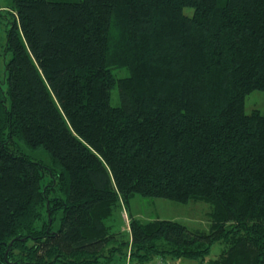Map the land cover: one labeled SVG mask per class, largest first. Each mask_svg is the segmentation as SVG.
I'll use <instances>...</instances> for the list:
<instances>
[{"label": "trees", "instance_id": "1", "mask_svg": "<svg viewBox=\"0 0 264 264\" xmlns=\"http://www.w3.org/2000/svg\"><path fill=\"white\" fill-rule=\"evenodd\" d=\"M0 19V264H264V114L245 112L264 0H11ZM138 194L205 201L209 229L130 215L115 242Z\"/></svg>", "mask_w": 264, "mask_h": 264}, {"label": "rangeland", "instance_id": "2", "mask_svg": "<svg viewBox=\"0 0 264 264\" xmlns=\"http://www.w3.org/2000/svg\"><path fill=\"white\" fill-rule=\"evenodd\" d=\"M11 5V0H0V7L9 8ZM192 8L186 7L184 9L185 13L190 14ZM12 19V15H9ZM6 19H0V52H3L2 44L6 39V31L8 27ZM4 54H0V80L5 79V61ZM10 54L6 56L9 59ZM116 71V70H115ZM125 71H117L118 75H125ZM3 86L7 88V83L4 82ZM9 103V102H8ZM111 103L114 106L120 104L119 91L117 87H114L111 91ZM254 110H259L264 114V91L254 90L246 96L245 100V112L250 114ZM22 150L27 153L32 159L50 164L51 157L49 153L44 148H30L25 143H21ZM212 207L209 203L205 201L191 200L188 203H181L170 199L159 198V197H146L142 195L134 196L130 203L129 208L126 209L123 203L115 210L114 214L108 219L109 224L112 226L113 231L120 230L118 239L115 242L126 240L129 231V216L139 217L142 220H150L154 218H162L169 220H176L184 223L190 229H209V212ZM127 248V247H126ZM126 248L123 251H126ZM225 245L222 242L215 243L208 256L209 258H217L222 253ZM120 251H117L115 255L116 264H139L135 261L129 262L127 257V262L125 263V258L120 257ZM167 259V258H166ZM164 261V260H163ZM161 258H155L147 264H203L196 260H191L187 258H177L172 259L168 257L166 262L163 263Z\"/></svg>", "mask_w": 264, "mask_h": 264}, {"label": "crops", "instance_id": "3", "mask_svg": "<svg viewBox=\"0 0 264 264\" xmlns=\"http://www.w3.org/2000/svg\"><path fill=\"white\" fill-rule=\"evenodd\" d=\"M167 259H168V258H167ZM167 259H166V258H164V259H162V258H161V261H163V260H164V261H163V263H164V262H166V260H167Z\"/></svg>", "mask_w": 264, "mask_h": 264}]
</instances>
